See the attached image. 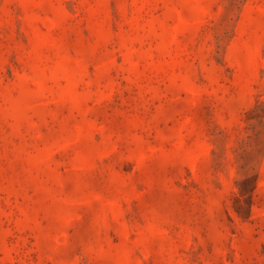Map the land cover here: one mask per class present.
I'll use <instances>...</instances> for the list:
<instances>
[{"label": "rangeland", "instance_id": "rangeland-1", "mask_svg": "<svg viewBox=\"0 0 264 264\" xmlns=\"http://www.w3.org/2000/svg\"><path fill=\"white\" fill-rule=\"evenodd\" d=\"M0 264H264V0H0Z\"/></svg>", "mask_w": 264, "mask_h": 264}]
</instances>
